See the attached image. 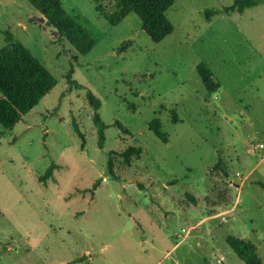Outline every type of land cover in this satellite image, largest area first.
Segmentation results:
<instances>
[{
    "label": "rangeland",
    "instance_id": "1",
    "mask_svg": "<svg viewBox=\"0 0 264 264\" xmlns=\"http://www.w3.org/2000/svg\"><path fill=\"white\" fill-rule=\"evenodd\" d=\"M233 3L177 0L167 12L175 30L155 44L133 13L112 27L90 0H62L96 41L75 66L84 89L71 90L70 45L27 0H0V31L57 80L13 130L0 126V264H243L228 236L252 242L264 264V4L207 20ZM88 91L109 126L103 149ZM154 119L168 143L150 131ZM131 146L144 149L140 159L113 156L119 179L110 177L109 153ZM52 163L61 169L44 185Z\"/></svg>",
    "mask_w": 264,
    "mask_h": 264
},
{
    "label": "trees",
    "instance_id": "2",
    "mask_svg": "<svg viewBox=\"0 0 264 264\" xmlns=\"http://www.w3.org/2000/svg\"><path fill=\"white\" fill-rule=\"evenodd\" d=\"M53 27L58 35V42L68 43L71 47V69L67 74L70 89H84L73 79L75 66L79 64L81 57L88 55L95 47L96 41L81 25L77 16L69 14L62 6V0H27ZM96 5L97 13L112 27L118 26L129 14H135L142 22V30L150 40L159 44L170 36L175 28L167 17V12L177 0H90ZM110 2V3H109ZM109 3V4H107ZM264 4V0H234V3L222 11H207V20L223 14L229 16L232 13L244 14L246 10L256 8ZM5 37V46L0 48V126L5 130H13L16 125L35 108L41 101L51 93L57 86V80L48 68L26 48L9 31H0ZM197 72L208 94H215L220 86L214 80L212 71L205 64L197 67ZM89 105L94 109L93 123L97 128L98 147L103 149L106 143V130L109 126L102 120L99 110L102 101L91 91L87 92ZM130 109L137 111L135 105ZM172 122L178 123L179 117L176 110H171ZM73 129L81 140V148L86 145L84 133L80 130L77 122L73 119ZM123 134L132 133L122 123L115 122ZM149 129L164 143L169 142L168 136L163 131L160 119H154L149 124ZM144 149L140 146H131L122 153L112 151L109 153L108 174L114 179H119L114 170L113 156H120L126 166H131L134 159H140ZM60 165L52 163L45 173L40 176L39 182L47 185L54 179L56 170ZM102 179L95 182L89 190L92 197L100 187ZM262 188L264 184L259 183ZM87 192V191H86ZM227 245L238 256L243 264H263L258 255L257 247L250 241L228 236ZM87 257L75 259L67 264H83Z\"/></svg>",
    "mask_w": 264,
    "mask_h": 264
},
{
    "label": "built area",
    "instance_id": "3",
    "mask_svg": "<svg viewBox=\"0 0 264 264\" xmlns=\"http://www.w3.org/2000/svg\"><path fill=\"white\" fill-rule=\"evenodd\" d=\"M263 146H261V148H262Z\"/></svg>",
    "mask_w": 264,
    "mask_h": 264
}]
</instances>
